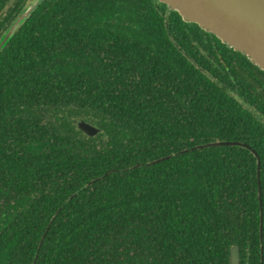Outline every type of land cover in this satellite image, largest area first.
Listing matches in <instances>:
<instances>
[{"label": "trees", "instance_id": "obj_1", "mask_svg": "<svg viewBox=\"0 0 264 264\" xmlns=\"http://www.w3.org/2000/svg\"><path fill=\"white\" fill-rule=\"evenodd\" d=\"M234 246L264 264V70L160 0H40L0 51V264Z\"/></svg>", "mask_w": 264, "mask_h": 264}, {"label": "water", "instance_id": "obj_2", "mask_svg": "<svg viewBox=\"0 0 264 264\" xmlns=\"http://www.w3.org/2000/svg\"><path fill=\"white\" fill-rule=\"evenodd\" d=\"M190 21L214 33L229 47L246 55L264 70V0H160ZM32 1L0 39V51L39 4ZM77 125L89 134L98 128L87 121ZM229 143V142H223ZM159 158L157 160L163 159ZM230 264H240L237 246L231 248Z\"/></svg>", "mask_w": 264, "mask_h": 264}]
</instances>
